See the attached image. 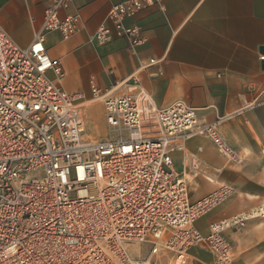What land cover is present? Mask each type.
Returning a JSON list of instances; mask_svg holds the SVG:
<instances>
[{"label": "built area", "instance_id": "obj_1", "mask_svg": "<svg viewBox=\"0 0 264 264\" xmlns=\"http://www.w3.org/2000/svg\"><path fill=\"white\" fill-rule=\"evenodd\" d=\"M71 2L51 0L28 48L0 26V264H194L199 249L210 254L209 264H234L225 233L251 218L214 222L207 235L196 228L234 189L222 185L193 201L173 160L197 136L210 137L229 158L234 153L195 109L184 102L157 108L142 91L114 96L93 88L115 135L86 136L84 107L62 88L64 70L45 47L51 32L65 39L79 32V15H62ZM161 3L113 6L112 27L100 26L89 43L105 46L117 37L141 45V28L125 22ZM184 161L194 177L211 182L197 156Z\"/></svg>", "mask_w": 264, "mask_h": 264}, {"label": "crops", "instance_id": "obj_2", "mask_svg": "<svg viewBox=\"0 0 264 264\" xmlns=\"http://www.w3.org/2000/svg\"><path fill=\"white\" fill-rule=\"evenodd\" d=\"M123 1L72 0L62 15H79V32L68 39L59 32L45 37L49 56L64 70L62 88L78 96L84 107L88 137L111 136L103 106L93 97L95 87L114 96L142 91L160 109L184 102L201 122L215 124L235 156L221 153L207 136L192 138L185 152L174 154L178 173L183 175L184 160L194 155L216 180L187 174L193 201L222 185L234 189L233 197L200 219L196 228L207 235L214 222L264 212V0H162L161 6L125 22L141 28V45L132 48L117 37L105 46L90 44L100 26L112 27L108 14ZM50 4L0 0V26L19 47L28 48ZM151 60L156 63L149 65ZM90 125L98 135L88 132ZM225 236L234 247V264H264V216Z\"/></svg>", "mask_w": 264, "mask_h": 264}, {"label": "rangeland", "instance_id": "obj_3", "mask_svg": "<svg viewBox=\"0 0 264 264\" xmlns=\"http://www.w3.org/2000/svg\"><path fill=\"white\" fill-rule=\"evenodd\" d=\"M94 112V111H93ZM94 121L96 120V117H94V118H92ZM106 126H107V124H106ZM108 130H109V128L108 127H106ZM89 130H88V132H91L93 135H98L99 134V131L96 129V127L95 126H92V125H90V128H88ZM109 134H110V131H109ZM108 135V134H107ZM106 135V138L107 137H110V136H107ZM202 175H198V176H191L193 179L195 178V180H198V179H200V178H202L201 177ZM216 210V209H215ZM215 210H214V212H215ZM213 211L211 212V213H209L210 215L211 214H213L214 213ZM208 214V215H209ZM261 217H263V216H261ZM245 227V226H244ZM244 227H242V228H244ZM146 250H147V248L146 247H141V252L142 253H146ZM195 253H197L196 255H197V258L199 259V260H201L203 263H205V262H207L208 264L211 262V260H212V257L210 256V254L207 252V251H205V250H203V249H199L198 251L196 250V252H194V254ZM194 264H201L200 262H198V261H194Z\"/></svg>", "mask_w": 264, "mask_h": 264}, {"label": "bare ground", "instance_id": "obj_4", "mask_svg": "<svg viewBox=\"0 0 264 264\" xmlns=\"http://www.w3.org/2000/svg\"><path fill=\"white\" fill-rule=\"evenodd\" d=\"M110 135L111 136H114L115 135V133H114V131L113 130H110ZM86 136H88L87 135V128H86ZM187 158V157H186ZM185 164V163H184ZM184 175L185 176H187V174H188V176H193V174H192V172L188 169V168H186V166L184 165ZM209 179L211 180V182L213 183V182H215L216 180L215 179H213V178H211V177H209ZM227 202V201H226ZM224 204V203H223ZM223 204H221V205H223ZM220 205V206H221ZM251 214H253V217H257V216H260L261 214H264V212L263 211H254V212H252ZM240 215H242L244 218H252V217H248V216H246V214H240ZM205 217V216H204ZM232 218V217H231ZM227 220V219H226ZM141 253V252H140ZM139 253V254H140Z\"/></svg>", "mask_w": 264, "mask_h": 264}]
</instances>
